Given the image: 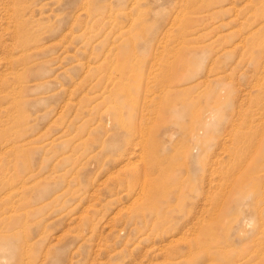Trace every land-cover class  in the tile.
<instances>
[{"label":"rangeland","instance_id":"1","mask_svg":"<svg viewBox=\"0 0 264 264\" xmlns=\"http://www.w3.org/2000/svg\"><path fill=\"white\" fill-rule=\"evenodd\" d=\"M0 216V264H264V0H0Z\"/></svg>","mask_w":264,"mask_h":264},{"label":"bare ground","instance_id":"2","mask_svg":"<svg viewBox=\"0 0 264 264\" xmlns=\"http://www.w3.org/2000/svg\"><path fill=\"white\" fill-rule=\"evenodd\" d=\"M145 180H146V179H145ZM143 186H144V184H143ZM143 186H142V187H143ZM146 186L148 187V183H147V185H146ZM147 187H146V189H147ZM143 189H144V188H143ZM0 217H1V216H0Z\"/></svg>","mask_w":264,"mask_h":264}]
</instances>
